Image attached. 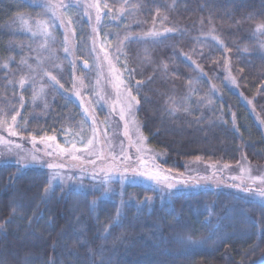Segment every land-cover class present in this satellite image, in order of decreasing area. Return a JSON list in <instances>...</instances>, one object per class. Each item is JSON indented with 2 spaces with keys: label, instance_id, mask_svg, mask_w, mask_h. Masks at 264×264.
<instances>
[{
  "label": "trees",
  "instance_id": "obj_1",
  "mask_svg": "<svg viewBox=\"0 0 264 264\" xmlns=\"http://www.w3.org/2000/svg\"><path fill=\"white\" fill-rule=\"evenodd\" d=\"M104 1L112 10L123 5L117 31L128 37L119 62L139 101L136 124L159 166L182 173L197 157L222 166L242 160L263 166L264 0ZM41 4L0 0V121L18 112L16 129L36 140L84 121L78 105L43 76L45 64L36 62L28 29L48 16ZM69 13L78 16L73 7ZM82 27L86 31L83 20ZM166 29L173 31L151 35ZM61 31L54 30L47 58L59 83L70 87ZM59 63L61 69L53 67ZM30 65L41 79L21 88ZM14 155L0 158V264L264 260V201L242 189L197 185L161 197L163 189L141 181L80 177L81 183L76 175L70 185L52 186L47 168L24 166ZM106 189L108 196L101 195Z\"/></svg>",
  "mask_w": 264,
  "mask_h": 264
},
{
  "label": "rangeland",
  "instance_id": "obj_2",
  "mask_svg": "<svg viewBox=\"0 0 264 264\" xmlns=\"http://www.w3.org/2000/svg\"><path fill=\"white\" fill-rule=\"evenodd\" d=\"M41 3H49L53 7L47 9V17L45 15L39 19L40 23L46 22L47 32L42 31L38 24L29 31L33 38L32 44L37 58L36 62L45 64L39 69L44 73L43 76L52 82L58 91L78 105L84 121L75 123L71 127L67 126L57 136L53 135L55 141L45 139L46 142H41L40 139L36 140L35 144H33L31 137H24L20 134L12 121L0 123V138L9 142L0 143V158L14 159L16 158L14 154L17 153L18 158L25 165V161H22L21 157L31 154L37 155L41 162L29 163L28 166L37 164L47 168L52 186L72 184L73 180L68 179L72 175L78 176L81 183L83 181L80 180V177L89 178L95 183L98 180L104 182L105 173L109 169H115L108 172L111 179L117 180L121 179L122 175H127L129 179H121L122 183L133 181L131 179L132 172L124 173V169L126 167L140 169L138 157L142 156L146 161L148 170L155 171L158 168L164 175L169 176L171 182L175 183V187L169 189L163 183H157L146 177H136L135 181L144 182L159 191L163 189L164 191L161 190V197L170 192L194 188L197 185L225 184L242 189L254 183L264 187L261 184V180H264V165L261 167L253 166L242 160L239 164L222 166L220 163L199 158L189 161L182 173H168L159 166L158 157L149 149L146 140L143 141L142 151L137 153L136 147L139 144V137L142 135L135 120L137 103L132 102V108L128 109V93L130 91L133 96L134 94L129 86L128 70L119 62L123 42L128 37L126 33L120 35L117 31L122 23L123 5L121 4L112 10L104 0H41ZM97 4L99 5V20H97L98 9L95 6ZM56 5H67V7H55ZM70 7L78 11L77 17L69 13ZM44 17H46L45 20ZM82 20L87 26L86 31L83 30V27L81 28ZM58 26L62 27V43L59 52L71 66L72 84L70 87H61L60 83L56 84L45 75V72H50L56 77L52 67L49 66L47 55H50L48 50V48L50 49V40L53 39L54 30ZM153 32L166 33V30H154ZM79 33L82 35H78ZM65 48L68 49L67 52H65ZM53 67L61 69L62 64L59 63ZM35 69L31 65L27 67L26 75L23 76L26 77L24 86L27 87L28 81H32L35 77L41 79L40 73L37 75ZM226 74L229 85L235 88V82H233L234 79L230 71L227 70ZM41 88L44 90L45 86L43 85L39 90ZM122 107L125 109L123 120L120 118ZM17 117L18 115L16 120ZM9 126H12L18 134L10 135ZM126 130L127 135H125ZM53 136L48 135V137ZM89 139H93L91 151L94 154H89L88 151L84 150ZM15 144H20L22 147L17 149ZM57 144L63 148H71L72 144H75L77 149H81L75 153L80 159L72 160L67 154H58L55 151ZM47 145H51V147ZM47 153L52 154L48 155ZM101 153L103 159L98 158ZM125 153L130 159H124ZM90 161H95V164ZM48 163L63 164L64 167L49 169ZM70 167L73 168L72 172L68 171ZM53 173H59L64 179H53ZM179 181H186V183ZM84 185L86 188H93L94 184H85L84 182ZM108 194V190H103L101 195L108 196Z\"/></svg>",
  "mask_w": 264,
  "mask_h": 264
},
{
  "label": "snow or ice",
  "instance_id": "obj_3",
  "mask_svg": "<svg viewBox=\"0 0 264 264\" xmlns=\"http://www.w3.org/2000/svg\"><path fill=\"white\" fill-rule=\"evenodd\" d=\"M39 6L43 7L44 9H49V8L53 7V5H51L49 3H43V4L39 5ZM95 6L98 9L97 20H99L100 19V16H99V5L97 4ZM55 7H67V5H56ZM53 14H55V13H53ZM19 19H20L21 23H25L26 24V20H25L24 16L21 15L19 17ZM45 23L38 22V27L42 31L47 32V27L45 26ZM262 27H264V26H262ZM28 30L31 31V28L29 27ZM94 31H95V29H94ZM166 31L171 32L173 30L172 29H166ZM33 34H35V33H33ZM48 34L50 35V33H48ZM151 35L155 36V35H159V33L153 32V33H151ZM121 43H122V41H121ZM64 50H65V52L68 51L67 48H65ZM22 63H26V61H22ZM7 66H8L7 64L4 65V67H7ZM45 75H47L51 81L55 82L56 84H59V81L50 72H45ZM25 82H26V77L22 76L20 78V80H19V85H20L21 88L24 87ZM233 82H235V81H233ZM60 86L63 87V85H60ZM40 91L42 92L43 89L41 88ZM36 96H37V93L34 92L33 99H35ZM128 96H129V103H128L127 107L130 110L132 108V102H135V103L138 104L139 101L136 99L135 96H133L131 94L130 91L128 93ZM2 111H3V109H0V112H2ZM173 111H175V109H173ZM85 112H87V109H85ZM124 112H125V109L122 107L121 110H120V118L122 120L125 118L124 117ZM16 115H19V113L17 112ZM16 115H12L11 116V120H12L13 124H15V122H16ZM0 123H6V121H0ZM125 127L127 129V124H126ZM9 133H10V135H13V136L18 134L12 128V126H9ZM125 135H127V130L125 131ZM145 139L146 138L143 137L142 135L139 137V144L136 147L137 153H140L142 151V145H143V141ZM46 140L55 141V137L54 136L53 137H47ZM32 141H33V144H35V142H36V137L35 136L32 137ZM41 142H46L44 137L41 138ZM0 143H9V142H5L2 138H0ZM47 146L51 147V145H47ZM92 146H93V139H89L87 141V144L85 145V149L84 150L88 151L89 154H94L91 151ZM21 147L22 146L20 144H15V148L20 149ZM9 150H11V149H9ZM55 151H57L58 154H60V155L67 154L68 156H70V158L72 160H79L80 159V157L76 156L75 153L77 151H81V149H77L75 144H72L71 148H63L59 144H57V145H55ZM47 154L51 155L52 153H47ZM98 158L103 159V154L101 153V155ZM124 159L128 160V159H130V157L125 153L124 154ZM138 159H139V164L141 166L140 169H137V168L129 169L127 167L124 169V173H128L129 171L132 172L131 179L133 180V182L135 181L137 176H140V177H146L147 179L153 180V181H155L157 183H163L169 189H172V188L175 187V183L170 181L169 176L163 175L162 172L158 168L155 171L148 170L147 169V165H146V161L144 160V158L142 156H140V157H138ZM197 159H199V157H197ZM21 160L25 161V165L24 166H28L29 163H40L41 162L40 158L37 155H35V154H31L30 156L21 157ZM113 160H115V157H113ZM90 162L95 164V161H90ZM47 167L49 169H56V168H62V167H64V165L63 164L48 163ZM114 170L115 169H109L108 172H111V171H114ZM102 171H103V169H102ZM242 171H244V170L242 169ZM108 172L105 173V179H104V183L105 184L108 182V180L111 179V176L108 174ZM56 178H59L60 180L64 179V177L60 176L59 173H53V179H56ZM68 179H72V177H68ZM121 179L122 180L129 179V177L127 175H122ZM205 179H207V178H205ZM179 182L180 183H186V181H179ZM261 184L264 185V180H261ZM237 187H239V185H237ZM106 191H107V189H106ZM242 191L251 193L254 196L259 197L262 201H264V187H256L255 189L252 188V187H244V188H242ZM188 239H191V238L188 237ZM261 264H264V260L261 261Z\"/></svg>",
  "mask_w": 264,
  "mask_h": 264
}]
</instances>
